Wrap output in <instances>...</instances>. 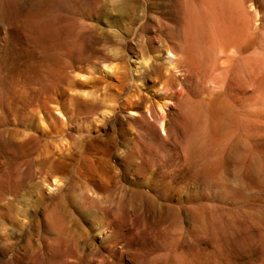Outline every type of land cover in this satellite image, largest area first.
<instances>
[{"label": "rangeland", "instance_id": "obj_1", "mask_svg": "<svg viewBox=\"0 0 264 264\" xmlns=\"http://www.w3.org/2000/svg\"><path fill=\"white\" fill-rule=\"evenodd\" d=\"M95 1L0 0V264H264V0Z\"/></svg>", "mask_w": 264, "mask_h": 264}, {"label": "bare ground", "instance_id": "obj_2", "mask_svg": "<svg viewBox=\"0 0 264 264\" xmlns=\"http://www.w3.org/2000/svg\"><path fill=\"white\" fill-rule=\"evenodd\" d=\"M131 2H132V1H130V0H124L123 2H121V6H122L121 11H122V15H123V16L126 14V13H125L126 8L129 9ZM93 4H94V3H93ZM95 4L98 5V6L101 5L103 8L105 7V4H104L103 2L98 1V0L95 1ZM93 6H94V5H93ZM99 7H100V6H99ZM102 7H101V8H102ZM131 7H133V6H131ZM103 10H104V9H103ZM119 12H120V11H119ZM120 13H121V12H120ZM120 13H119V14H120ZM104 15H105V14H104ZM121 19H123V17H120V18H118L117 20H118V21H121ZM118 21H115V22H118ZM178 61H179V60H178ZM167 64H168V62H167ZM168 65H172V62L170 61ZM173 67H174V66H173ZM142 68H143V67H141V68L139 67V69H142ZM137 69H138V68H137ZM137 69H136V70H137ZM129 106H130V105H128V107H129ZM154 161H155V160H154Z\"/></svg>", "mask_w": 264, "mask_h": 264}]
</instances>
